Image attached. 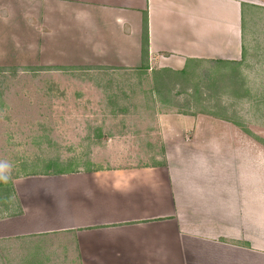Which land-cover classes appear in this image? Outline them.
Listing matches in <instances>:
<instances>
[{
  "label": "crops",
  "instance_id": "0c3cea01",
  "mask_svg": "<svg viewBox=\"0 0 264 264\" xmlns=\"http://www.w3.org/2000/svg\"><path fill=\"white\" fill-rule=\"evenodd\" d=\"M242 12L243 0H0L4 26L34 28L55 60L147 71L239 61ZM149 121L146 143L114 153L146 161L8 183L0 264H264V130L210 112Z\"/></svg>",
  "mask_w": 264,
  "mask_h": 264
},
{
  "label": "rangeland",
  "instance_id": "374dc122",
  "mask_svg": "<svg viewBox=\"0 0 264 264\" xmlns=\"http://www.w3.org/2000/svg\"><path fill=\"white\" fill-rule=\"evenodd\" d=\"M243 5L242 58L191 63L183 74H158V63L147 71L55 60L34 28L6 27L0 18V163L10 176L0 181V206L12 202L6 185L20 177L146 161L114 153L146 143L158 111L215 113L262 132L264 0Z\"/></svg>",
  "mask_w": 264,
  "mask_h": 264
},
{
  "label": "trees",
  "instance_id": "16d2710c",
  "mask_svg": "<svg viewBox=\"0 0 264 264\" xmlns=\"http://www.w3.org/2000/svg\"><path fill=\"white\" fill-rule=\"evenodd\" d=\"M244 6V5H243ZM242 32H243V12H242ZM144 53H148V48H149V42H148V31H147V27L145 28V34H144ZM231 63V62H237V61H211V60H191V61H188L184 70L181 71V72H177V71H174V70H169V69H163V71H166V72H175L177 74H183V73H186L188 71V69L190 68V64L191 63H196V64H201V63ZM145 68V67H144ZM158 71V74H160V70H157ZM262 143L264 144V142L262 141Z\"/></svg>",
  "mask_w": 264,
  "mask_h": 264
},
{
  "label": "clouds",
  "instance_id": "9594fccd",
  "mask_svg": "<svg viewBox=\"0 0 264 264\" xmlns=\"http://www.w3.org/2000/svg\"><path fill=\"white\" fill-rule=\"evenodd\" d=\"M8 165L5 164V163H0V181H3V182H7L10 178L8 172H7V169H8Z\"/></svg>",
  "mask_w": 264,
  "mask_h": 264
}]
</instances>
